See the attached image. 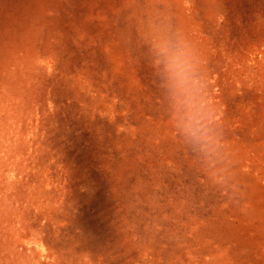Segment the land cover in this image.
I'll return each mask as SVG.
<instances>
[{
    "label": "rangeland",
    "instance_id": "374dc122",
    "mask_svg": "<svg viewBox=\"0 0 264 264\" xmlns=\"http://www.w3.org/2000/svg\"><path fill=\"white\" fill-rule=\"evenodd\" d=\"M0 264H264V0H0Z\"/></svg>",
    "mask_w": 264,
    "mask_h": 264
},
{
    "label": "clouds",
    "instance_id": "9594fccd",
    "mask_svg": "<svg viewBox=\"0 0 264 264\" xmlns=\"http://www.w3.org/2000/svg\"><path fill=\"white\" fill-rule=\"evenodd\" d=\"M167 68H171L175 70V74L180 78L181 83H183L187 79L186 76L187 66L180 61L179 57L173 58L170 65L166 64V69ZM191 119L192 117H190V120Z\"/></svg>",
    "mask_w": 264,
    "mask_h": 264
}]
</instances>
